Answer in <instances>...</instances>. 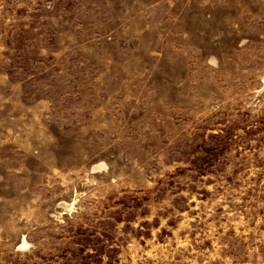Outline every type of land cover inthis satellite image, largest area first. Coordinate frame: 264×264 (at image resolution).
Listing matches in <instances>:
<instances>
[{"label": "rangeland", "instance_id": "1", "mask_svg": "<svg viewBox=\"0 0 264 264\" xmlns=\"http://www.w3.org/2000/svg\"><path fill=\"white\" fill-rule=\"evenodd\" d=\"M0 264H264V0H0Z\"/></svg>", "mask_w": 264, "mask_h": 264}]
</instances>
